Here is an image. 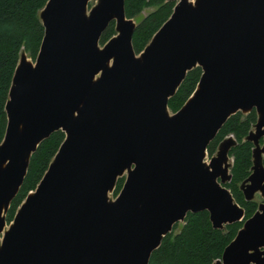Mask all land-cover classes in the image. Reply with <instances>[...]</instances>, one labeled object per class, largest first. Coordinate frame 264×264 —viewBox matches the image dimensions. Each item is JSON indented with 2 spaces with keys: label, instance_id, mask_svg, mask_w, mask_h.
Segmentation results:
<instances>
[{
  "label": "water",
  "instance_id": "obj_1",
  "mask_svg": "<svg viewBox=\"0 0 264 264\" xmlns=\"http://www.w3.org/2000/svg\"><path fill=\"white\" fill-rule=\"evenodd\" d=\"M89 2L49 0L35 63L23 54L16 68L0 145V264H149L189 213L208 212L219 230L244 221L223 185L235 140L205 163L238 112L258 115L242 191L246 201L264 196V0H179L138 55L125 0H98L88 15ZM112 22L118 34L100 48ZM196 67L195 91L169 115ZM57 131L64 142L4 232L31 156ZM215 264H264V204Z\"/></svg>",
  "mask_w": 264,
  "mask_h": 264
},
{
  "label": "trees",
  "instance_id": "obj_2",
  "mask_svg": "<svg viewBox=\"0 0 264 264\" xmlns=\"http://www.w3.org/2000/svg\"><path fill=\"white\" fill-rule=\"evenodd\" d=\"M49 0H0V145L7 129L6 103L13 77L24 54L35 61L44 38V27L40 13ZM176 6L172 0H125V14L135 21L133 49L140 54L151 42L154 35L168 21ZM152 11L144 16L145 10ZM116 34L112 22L100 39L106 44ZM202 69L196 67L187 73L176 94L169 99L168 109L178 112L195 91ZM258 120L255 110L248 114L233 115L219 131L207 148L209 157L214 156L220 144L229 136L235 138V146L230 150L233 163L231 179L224 187L232 194L235 202L245 211L244 221L214 229L209 213H189L182 223H177L171 233L151 255L149 264H215L222 259L226 247L235 239L246 220L258 210L256 201H246L242 185L250 177L253 168L254 144L247 140ZM65 140L62 131L53 133L44 140L31 156L24 183L11 203L7 221L11 222L29 193L34 192L48 170L51 162ZM124 179L119 178L115 195L123 187Z\"/></svg>",
  "mask_w": 264,
  "mask_h": 264
},
{
  "label": "rangeland",
  "instance_id": "obj_3",
  "mask_svg": "<svg viewBox=\"0 0 264 264\" xmlns=\"http://www.w3.org/2000/svg\"><path fill=\"white\" fill-rule=\"evenodd\" d=\"M189 1H190L191 3H193V4H194V2H195V0H189ZM178 2H179V0L175 1L176 4H177ZM97 4H98V0H90V2L88 3V15H89L90 11H91L94 7L97 6ZM151 11H152V9L145 10V11L143 12V15H144V16H147ZM134 22H135V21H134ZM135 24H136V23H135ZM115 31H116V26H115ZM117 34H118V33H117V31H116L115 36H117ZM115 36H114V37H115ZM104 45H105V44H104ZM104 45L99 44V47H100V48H103ZM26 59H27V61H28L29 63H31V64H34V63H35V61H32V60H31L30 58H28L27 56H26ZM168 113H169V115H173V114H174V113H172L170 110H168ZM254 132H255V126H254V128H253V130H252V133H254ZM228 138H232L233 140H235V138H234L232 135L229 136V137H227L226 139H228ZM226 139H225V140H226ZM235 143H236V142H235ZM259 143H260V147L262 148L263 145H264V138H261ZM254 149H255V148H254ZM218 151H219V150H217V152H216V153L214 154V156H212V157H209L208 154L206 155L205 163H206L207 165L210 164V160H211V158L216 157ZM261 161H262L263 166H264V154H262ZM232 163H233V159L230 157V153H229L228 164L230 165V169H231ZM230 169H229V170H230ZM122 178L124 179V182H125L126 175L123 176ZM227 182H229V181H227ZM227 182H226V183H227ZM226 183H225V184H226ZM225 184H223V185H225ZM114 192H115V189H114L113 192H111V193L109 194V199H110L111 201H114V200L116 199V197L118 196V195H115ZM253 201H256V202H257V204H258V208H259V205L264 204V196L262 195L261 192H257V193L255 194V196H254ZM6 221H7V215H6ZM12 223H13V220H12L11 222H8V221H7V224H6V226H5L4 232H6V231L9 229V227H10V225H11ZM2 236H3V235H2ZM1 238H2V237H1Z\"/></svg>",
  "mask_w": 264,
  "mask_h": 264
}]
</instances>
